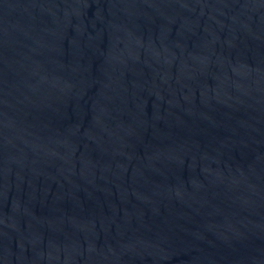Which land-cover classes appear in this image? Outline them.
I'll use <instances>...</instances> for the list:
<instances>
[{
	"label": "water",
	"instance_id": "water-1",
	"mask_svg": "<svg viewBox=\"0 0 264 264\" xmlns=\"http://www.w3.org/2000/svg\"><path fill=\"white\" fill-rule=\"evenodd\" d=\"M0 264H264V0H0Z\"/></svg>",
	"mask_w": 264,
	"mask_h": 264
}]
</instances>
